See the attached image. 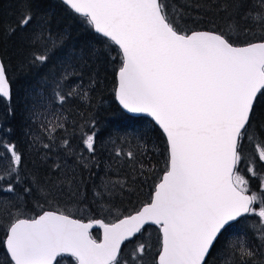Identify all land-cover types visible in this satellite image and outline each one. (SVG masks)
<instances>
[{
	"label": "snow or ice",
	"instance_id": "obj_1",
	"mask_svg": "<svg viewBox=\"0 0 264 264\" xmlns=\"http://www.w3.org/2000/svg\"><path fill=\"white\" fill-rule=\"evenodd\" d=\"M62 3L118 49L115 99L128 113L146 114L162 131L165 167L140 208L108 222H84L52 207L64 194V184L80 191L82 181L77 182L67 160L63 164L54 161L43 181L28 179L21 175L23 154L14 142L0 139V194H11L13 201L35 195L36 207L41 209L39 214L25 217L20 205L12 202L15 212L8 213L11 219L3 239L9 264H60L58 258L65 256L74 258L76 264H147L151 250L147 243H136L127 254L122 247L147 225L159 230V246L151 264H210L221 236L250 216L258 218L252 227L258 231L260 244L254 248L238 238L222 255L228 264H259L258 251L264 249V176L257 191L250 189L249 182L258 176L257 165L264 166V118L257 113L264 99V35L236 43L238 35L233 33L238 32L241 21L264 33V0L214 3L226 16L229 31L218 27L196 30L181 24L183 13L175 7L169 11L166 0ZM34 20L36 14L28 5L8 32L19 33L22 44L33 49L28 57L33 66L44 65L60 38H52L44 19L35 24ZM73 59L69 54L62 61L59 77H53L54 97L61 105L76 94V88L70 86L67 92L61 91L69 77L77 75L69 71ZM7 73L8 67L0 59V98L10 99ZM91 83L94 86L95 81ZM87 95L85 91L83 98ZM88 127L89 132L80 129L79 151L67 137L55 143L58 130L65 128L58 117L46 118L40 124L42 136L32 142L41 150L59 147L65 157L88 169L96 160V120L88 122ZM245 142L252 146L251 154ZM111 143L114 161L138 163V152L117 146L115 140ZM85 151L88 157L83 155ZM47 158L45 152L42 159ZM242 165L247 175L242 174ZM139 167L143 170V163ZM19 185L25 186L17 195ZM124 187L119 180L104 181L102 191L94 189V197L102 200ZM44 204L49 210H44ZM95 225L103 229L100 240L90 232Z\"/></svg>",
	"mask_w": 264,
	"mask_h": 264
},
{
	"label": "trees",
	"instance_id": "obj_2",
	"mask_svg": "<svg viewBox=\"0 0 264 264\" xmlns=\"http://www.w3.org/2000/svg\"><path fill=\"white\" fill-rule=\"evenodd\" d=\"M217 2H222V0H166L169 11L175 7L183 13L181 24H186L196 30L218 27L229 31L226 16L219 13L218 9L213 6ZM197 4L200 7L197 8ZM28 5L36 14V20L33 23L44 19L52 38H60L57 46L50 51L49 60L44 65L33 66L28 59L33 49L22 44L19 33L10 35L8 32L9 26L15 25L18 13ZM240 23L241 27L238 32L233 33L234 36L238 35L234 42L246 43L249 40L260 38H250L247 33H244L245 27L250 29L254 27L251 23L247 25L243 21ZM0 54L8 67L7 75L13 92L11 101L0 98V107L6 111V117L0 116V139L14 142L17 150L23 154L22 177L39 178L43 181L48 178L54 161L63 164L67 160L68 167L75 171L77 182L82 181L80 191L75 192L74 186L64 184V194L52 202V207H58L65 213L84 220L104 219L108 222L116 219L119 214H130L147 202L165 167V138L159 127L149 118L131 116L117 103L113 92L115 70L119 66L116 46L110 45L106 38L97 34L84 22L82 17L72 13L60 0H0ZM69 54L74 57L69 71L77 75L70 76L68 81L62 85L61 91L67 92L70 87H74L76 94L66 99L61 105L54 97L53 77H59L63 68L62 61H65ZM19 64H21V69ZM93 80L95 81L94 86L91 83ZM85 91L88 94L87 99L83 98ZM19 101H22L24 105L34 103L30 117L25 121L20 114ZM108 101H110L108 104H103ZM263 104L264 99L259 103L260 109L259 105L257 107V113L262 118H264ZM56 117L64 123L65 128L58 130L55 143L58 145L63 138L67 137L78 151L80 150L81 127L85 132H89L91 129L88 127V122L92 119L96 120L98 130L96 160L95 163H90L88 169L82 165L77 166L73 158L65 157L59 147L47 151L41 150L38 144H33L34 137L42 136L40 124L46 123V118ZM116 128L128 133L124 141L117 142V146L120 144L121 147L131 148L138 152V163L133 164L127 160L115 162L111 172L108 173L105 170L102 171L100 160L105 159V156L101 151V143L103 140L107 141ZM8 129H11V132H8ZM115 138L123 140V135L115 136ZM44 142H48L46 138ZM45 152H47V160L42 159ZM83 155L89 156L86 151ZM140 163L144 165L143 170L139 167ZM100 172L102 178H95L94 174H100ZM141 174L147 178V193V185L144 183H134L131 189H128L130 183L134 179H139ZM69 175L71 177V173ZM116 180L122 181L126 188L117 189L111 196L105 195L102 200L94 197V189L102 191L104 181ZM23 186L25 185L18 186L17 195L22 194ZM12 202L20 205L25 217L35 216L41 211L36 207L35 195L13 201L11 194H0V208L6 211L5 214V211L0 209V252L3 256V252L7 256L3 239L6 226L11 219L8 213L15 212V208L11 206ZM101 202L110 203L119 208L115 210L119 213L100 214L97 209H94V205ZM44 210H49L48 204H44ZM98 210L100 211V207ZM257 223L258 218L250 216L229 228L216 245L210 264H219L220 261L222 264H228L227 257L221 258V256L230 244V240L234 243L239 238L256 248L260 241L257 238L258 231L252 225ZM236 227L239 228L237 231L239 233L231 231ZM93 235L100 236L101 234L100 231L95 230ZM137 238L127 242L126 245L136 244ZM257 259L259 264H264V249L258 251Z\"/></svg>",
	"mask_w": 264,
	"mask_h": 264
},
{
	"label": "rangeland",
	"instance_id": "obj_3",
	"mask_svg": "<svg viewBox=\"0 0 264 264\" xmlns=\"http://www.w3.org/2000/svg\"><path fill=\"white\" fill-rule=\"evenodd\" d=\"M255 28L256 27L251 28V31L247 33L250 36V38H258V37H261V35H264V33H261V31L259 29H255ZM16 51H17V48H16ZM19 68L21 69V64H19ZM22 101H19L18 102V106L20 107V114H21L22 118L25 121V120H27L30 117V114L32 112V107H33L34 103L31 102V103H29L27 105H24V104L21 103ZM109 102L110 101L104 102L103 104L106 105ZM0 116L1 117H6V111L3 108H1V107H0ZM127 134L128 133H124L120 129H117L116 128L114 130L113 134L110 135V137H109V139L107 141H104V140L102 141V143H101V151H102V154L105 156V159L100 160L101 163H102V171L105 170L108 173L111 172L110 170L112 169V165L115 164V162H116L112 158V154L114 152H113V145H112L111 141L112 140H115L117 142L118 141H124V138L126 137ZM122 135H123V140H119L118 138H115V136H122ZM118 146H120V144ZM252 152H253V148H252ZM257 168H258V176L260 178L262 176V174H263L262 169L264 168V166H261V165L258 164L257 165ZM101 172H100V174H94V177L95 178H98V179H101L102 178ZM141 175L142 176L141 177L139 176V179L138 178L137 179H134L130 183V186L128 187V189H131L132 184H134V183H139V184L144 183L145 185H147V189H146V193H147V190H148L147 178H146V176L144 174H141ZM125 188L126 187H124V189ZM143 192H144V190H143ZM102 205H104V206H102ZM98 207H100V211L98 210ZM0 209H2L3 211H5L2 207ZM94 209H97V211L100 214H108V213L118 214L119 213V212L115 211V210H118L119 208L113 206L110 203H106V202H101L99 204H95L94 205ZM4 213L6 214V211ZM238 230H239L238 227L231 229V231H233L235 233H239V232H237ZM94 237L98 239L100 236L94 235ZM158 237H159V230H158V228L157 227H154V226H151V227L149 226L137 238L138 239V242L137 243L144 242V243H147L150 246V249L151 250L148 252L147 258H146L147 259V264H151L152 257L154 256V254L156 253V251L158 249V246H159L158 245ZM230 243H232V240H230ZM134 246H135V244L125 245L124 246V252H125V254H127V252L131 251L132 248H134ZM3 253H4V256L6 258L0 252V264H9V260H8L7 256L5 255V252H3ZM223 257H224V255L221 256V258H223ZM60 264H76V262H75L74 258H71V257H63L60 260ZM219 264H222V262L220 261Z\"/></svg>",
	"mask_w": 264,
	"mask_h": 264
},
{
	"label": "flooded vegetation",
	"instance_id": "obj_4",
	"mask_svg": "<svg viewBox=\"0 0 264 264\" xmlns=\"http://www.w3.org/2000/svg\"><path fill=\"white\" fill-rule=\"evenodd\" d=\"M262 107H263V109H264V104L262 105ZM259 109H260V105H259ZM245 148H246V151H247L248 153H250V154L252 153V146L249 145L247 142H245ZM241 170H242V174L247 175V173H246V169L244 168V166H241ZM262 171H263L262 176H264V168L262 169ZM257 172H258V168H257ZM259 183H260V178H259V176H257V177H252V178L250 179V182H249V187H250V189H251L252 191H257L258 188H259Z\"/></svg>",
	"mask_w": 264,
	"mask_h": 264
},
{
	"label": "water",
	"instance_id": "obj_5",
	"mask_svg": "<svg viewBox=\"0 0 264 264\" xmlns=\"http://www.w3.org/2000/svg\"><path fill=\"white\" fill-rule=\"evenodd\" d=\"M61 2H62V0H60ZM98 34V33H97ZM100 35V34H99ZM102 36V35H101ZM0 59H2V57H1V54H0ZM3 60V59H2ZM10 90H11V97H10V99L9 98H5L7 101H11L12 100V97H13V92H12V86H11V83H10ZM118 102V101H117ZM118 104H119V102H118ZM121 107V106H120ZM122 108V107H121ZM123 109V108H122ZM124 110V109H123ZM127 114H129V115H131V116H134V117H147V118H149L150 120H151V118L150 117H148L146 114H132V113H128L126 110H124ZM154 122V121H153ZM65 214H67V213H65ZM69 215V214H68ZM73 218H76V217H74V216H72ZM76 219H80V218H76ZM81 220H83L84 222H87L88 220H84V219H81ZM102 220H104V219H102ZM105 221V220H104ZM105 222H107V221H105ZM147 226H155V225H147ZM146 226V227H147ZM155 227H157V226H155ZM94 230H100L101 231V239H102V236H103V229L102 228H100L98 225H95L92 229H90V232H91V234H92V236H93V238H95L94 237V235H93V231ZM139 235V234H138ZM95 239H97V238H95ZM98 240V239H97ZM127 243V242H126ZM122 247H124V246H122ZM59 259V258H58Z\"/></svg>",
	"mask_w": 264,
	"mask_h": 264
}]
</instances>
